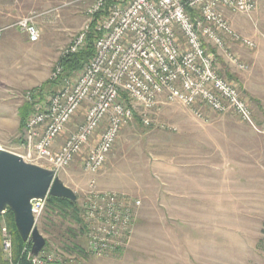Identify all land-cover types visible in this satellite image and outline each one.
<instances>
[{"label": "rangeland", "instance_id": "374dc122", "mask_svg": "<svg viewBox=\"0 0 264 264\" xmlns=\"http://www.w3.org/2000/svg\"><path fill=\"white\" fill-rule=\"evenodd\" d=\"M61 5V0H0V28H7L0 38V146L16 153L25 154L21 144L32 111L23 126L19 111L29 104L27 94L35 91L45 99L56 90L47 83L59 52L86 19L83 6L58 9ZM225 15L235 32L256 44L253 50L231 45L247 69L237 70L210 49L217 70L251 108L259 131L232 113L202 111L201 120L179 105L157 106L151 127L134 120L123 128L98 174H86L74 164L56 175L76 195L80 211L77 223L46 201L36 227L46 240L45 254L60 258L56 264H264V84L253 79L263 74L253 62L264 52V5L249 17ZM23 18H32L39 31L34 44L12 27ZM157 123L175 131L160 129ZM90 181L96 191L124 194L141 203L130 239L105 258L87 253L82 231L81 206ZM3 232L12 244L2 218V253L11 262V253L3 250Z\"/></svg>", "mask_w": 264, "mask_h": 264}, {"label": "built area", "instance_id": "2783aa9c", "mask_svg": "<svg viewBox=\"0 0 264 264\" xmlns=\"http://www.w3.org/2000/svg\"><path fill=\"white\" fill-rule=\"evenodd\" d=\"M61 1L58 9L83 6L86 19L70 44L60 50L58 60L79 54L91 33L94 55L76 75H64L56 62L50 77L58 81L56 90L45 99L35 91L26 96L33 110L21 144L25 154L2 146L0 151L34 165L43 162L55 175L74 164L96 175L123 128L135 116L142 126L151 127V114L161 104L182 106L201 120L202 111L232 113L259 131L247 102L218 74L215 55L207 46L222 53L237 70H246L231 45L253 50L256 44L235 32L225 13L249 17L264 0ZM12 27L25 34L30 44L39 39L32 18L20 19ZM5 30L0 28V38ZM156 126L175 131L163 123ZM88 187L81 206L87 253L105 258L130 239L141 203L124 194L96 191L94 181ZM46 201L30 202L35 225ZM3 237V250L10 256V237L6 232ZM44 250L31 256L33 264L61 261Z\"/></svg>", "mask_w": 264, "mask_h": 264}, {"label": "water", "instance_id": "95a60500", "mask_svg": "<svg viewBox=\"0 0 264 264\" xmlns=\"http://www.w3.org/2000/svg\"><path fill=\"white\" fill-rule=\"evenodd\" d=\"M57 198L77 201L53 170L24 162L8 151H0V215L10 210L16 231L23 242L31 244L30 255L38 256L46 245L32 215V200Z\"/></svg>", "mask_w": 264, "mask_h": 264}, {"label": "trees", "instance_id": "16d2710c", "mask_svg": "<svg viewBox=\"0 0 264 264\" xmlns=\"http://www.w3.org/2000/svg\"><path fill=\"white\" fill-rule=\"evenodd\" d=\"M93 34L91 33L88 36L87 42L85 44V48L76 55H69L63 58H60L59 64L63 68L64 75H71L74 73V71L80 69L86 62H88L94 55L93 50ZM208 51L213 52L212 49H210V46H207ZM214 49V48H213ZM217 59V57L215 56ZM218 74L222 76V73L218 71ZM227 77L228 74H226ZM54 85L58 86V81L50 80L47 85ZM42 89L44 87L42 86ZM39 96V94H38ZM32 105L26 104L20 111H19V124L21 126L24 125L25 120L27 116L30 114V112L33 110ZM261 114L264 117V112L261 110ZM136 122H138V118L135 116L134 119ZM47 203L49 207H51L53 210L60 211L63 215H67V213H70V217H72L77 223H80V211L77 209V203H72L68 200L64 199H57V198H47ZM4 219L5 224L7 225V228L12 236V252H11V262H8L5 260L3 253H2V245H1V236H0V264H32L31 259L28 258V255L30 253L31 244L29 242H23L21 238L19 237L15 225H14V218L10 210H6L3 214L0 215V221L1 219ZM261 234L263 236L264 241V220L262 222L261 227ZM47 245V243H46ZM45 245V246H46Z\"/></svg>", "mask_w": 264, "mask_h": 264}, {"label": "crops", "instance_id": "0c3cea01", "mask_svg": "<svg viewBox=\"0 0 264 264\" xmlns=\"http://www.w3.org/2000/svg\"><path fill=\"white\" fill-rule=\"evenodd\" d=\"M22 35L25 36V34H23V33H22ZM25 38H26V36H25ZM9 39H11V38L9 37ZM26 41L28 42L27 38H26ZM263 61H264V52L257 53L254 56V62H253L254 66L256 65V67L260 68L263 71V74L260 76L258 74H255V77L253 78L255 81L254 84L258 83L259 85H262V84H260L259 80H261L262 83L264 84V62Z\"/></svg>", "mask_w": 264, "mask_h": 264}]
</instances>
